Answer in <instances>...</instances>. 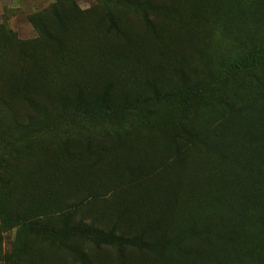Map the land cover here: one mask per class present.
<instances>
[{
  "label": "rangeland",
  "instance_id": "1",
  "mask_svg": "<svg viewBox=\"0 0 264 264\" xmlns=\"http://www.w3.org/2000/svg\"><path fill=\"white\" fill-rule=\"evenodd\" d=\"M111 20L124 38L105 32ZM58 29L63 30L57 35L60 47L47 34ZM239 53L259 60L246 70L234 68ZM178 66L191 74L193 96L186 109L175 100L153 97L125 114L88 116L63 102L76 81L96 91L107 76L118 84L117 95L142 96L147 78L164 86L170 76L176 77ZM17 70L35 74L37 97L14 96L7 90ZM209 77L215 90L208 87ZM199 84L205 88L197 92ZM227 103L245 108L234 122L243 136L226 135L217 143L231 146L235 162L250 160L254 155L245 135L256 127L264 133V0H0V168L6 177L3 190L0 181V198L11 209L21 211L23 200L42 194L39 185L67 166L65 151L75 139L111 141L110 166L122 167L132 155L154 152L167 157L169 132L156 128L179 120L180 129L192 138L182 148L188 158L201 159L207 147L197 137L198 130ZM106 166L104 173H92L104 188H111L117 171ZM251 229L264 248V222L252 220ZM17 237V227H7L0 214V264L7 256L23 253L26 245L21 248ZM31 240L27 236L26 244ZM27 248L20 264H81L75 254L43 239Z\"/></svg>",
  "mask_w": 264,
  "mask_h": 264
},
{
  "label": "trees",
  "instance_id": "2",
  "mask_svg": "<svg viewBox=\"0 0 264 264\" xmlns=\"http://www.w3.org/2000/svg\"><path fill=\"white\" fill-rule=\"evenodd\" d=\"M151 24L156 32L154 20ZM63 25L60 19L59 26ZM62 32L47 31L59 47ZM105 32L125 37L112 20L105 25ZM257 60L239 53L232 66L246 70ZM191 64L188 59L194 69ZM176 72V77L170 76L171 82L164 86L147 78L146 94L142 96L131 92L117 95L118 84L110 76L96 91H89L83 82L76 81L63 102L88 116L125 114L153 97L187 106L193 96L191 74L187 75L181 66ZM208 81V87L215 90L214 78L209 77ZM195 88L203 91L205 84ZM7 90L23 98L37 97L40 91L35 74L24 70H17ZM222 107L214 119L198 130L197 137L207 147L198 160L188 158L182 148L192 138L180 129L179 120L166 121L156 128L169 132L167 144L171 150L167 157L160 158L154 152L132 155L122 162V167L110 166L111 141L72 140L65 151L67 166L57 171L49 183L39 185L42 194L23 200L21 211L11 209L0 198L5 225L17 227L18 245H26L23 253L28 251L27 244L43 239L57 250L75 254L81 264H264V248L251 233L252 220L264 222V133L258 131L259 127L248 130L246 141L254 157L235 162L231 146H220L217 140L226 135L243 136L236 132L234 122L245 108L233 103ZM106 163L117 171L111 188H104L93 176L104 173ZM0 173L3 190L4 169L0 168ZM65 182L67 185L63 186ZM29 235L32 240L26 244ZM23 253L18 258L7 256L5 264H20Z\"/></svg>",
  "mask_w": 264,
  "mask_h": 264
}]
</instances>
